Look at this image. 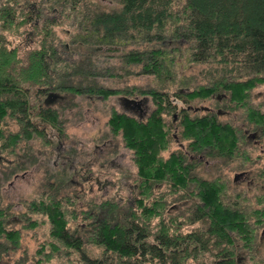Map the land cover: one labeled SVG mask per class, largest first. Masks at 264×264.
Listing matches in <instances>:
<instances>
[{
    "label": "trees",
    "instance_id": "16d2710c",
    "mask_svg": "<svg viewBox=\"0 0 264 264\" xmlns=\"http://www.w3.org/2000/svg\"><path fill=\"white\" fill-rule=\"evenodd\" d=\"M116 2L120 8L108 12L98 6L97 0H0L2 147L7 150L23 140H31V128L40 138L46 137L48 130H63L57 112L45 110L39 103L30 104L32 87L43 85L48 89L70 91L77 97L100 95L105 99L116 94H135L127 89L120 91L96 84L94 76L97 74L92 62L97 53L133 45V49L124 50L121 62L139 66L143 73L153 74L159 80L161 89L142 92L153 95L157 106L146 120H138L127 112H113L108 124L111 132L123 136L125 146L134 152L140 184L134 191L127 216L117 221L114 205L112 218L117 223L112 226L110 220L100 219L96 223L97 231L90 234L89 242L105 248L104 258L85 257L82 261L84 264H188L210 252L213 255L210 264H239L234 259L237 244L242 241L252 244L256 225L264 223V219L261 220L264 208L256 212L260 219L246 209H237L240 204L226 199L224 183L203 180L184 166L188 157L182 151L163 156L171 147L170 128L164 115L178 107L171 103L163 83L167 75L172 77L176 55L185 50L191 64L211 66L207 82L185 94L190 102L223 93L232 107L243 104L253 90L264 86V0ZM51 11L61 12L72 20L71 25L76 29L73 43L86 48L73 65L61 64L59 53L63 40L54 30L59 23L48 18L47 13ZM23 27H30L27 36L20 32ZM14 34L23 35L26 47H34L28 55L22 56L19 47H11L9 37ZM164 41L170 43L163 46ZM174 95L176 100L186 99L181 92ZM35 107L42 108L34 114V118H38L37 122L33 120L36 126L29 113V109ZM245 115L248 124L260 130L264 139V114L260 109H250ZM7 117L19 121L18 133L5 134L3 123ZM179 124L181 140L197 150L213 148L218 156L233 160L239 156L235 153L245 136L236 124L207 115L188 116L180 119ZM165 182L170 184L174 202L193 199L186 209L177 213L179 216L169 221L163 218L167 200L163 195L156 197L154 191ZM48 211L52 237L69 251L81 252L83 240L74 238V233L64 229L61 207L52 204ZM155 219L160 220L152 229ZM185 222H201L203 228L184 233L181 226ZM51 246L53 252L61 253L57 244ZM52 257L53 254L47 256L49 260Z\"/></svg>",
    "mask_w": 264,
    "mask_h": 264
},
{
    "label": "rangeland",
    "instance_id": "374dc122",
    "mask_svg": "<svg viewBox=\"0 0 264 264\" xmlns=\"http://www.w3.org/2000/svg\"><path fill=\"white\" fill-rule=\"evenodd\" d=\"M118 0H97L98 6L104 10L111 12L114 9H119L120 6L117 4ZM46 14V13H45ZM48 18L59 23L58 26L55 27L57 34L60 36L62 42V49L60 51L61 64L73 63L79 60L81 54L85 52V49L76 43H73V35L76 33V29L71 19L66 18L63 13H59L57 11H51V13H47ZM45 16H42L44 18ZM37 18V17H36ZM40 18L41 20H44ZM46 18V17H45ZM36 20V19H35ZM38 20V19H37ZM26 29V33H25ZM30 27H23L21 29V33L24 36H27V32ZM23 35L17 37L15 34L9 37V41L11 42V47H19L22 56L28 55V52L31 51L33 46L26 47L27 44L23 42ZM35 39V38H34ZM37 41V39H35ZM169 41H164L162 43L163 46H166ZM170 43V42H169ZM176 44V43H174ZM172 44H170L171 46ZM133 45H127L124 48L114 47L113 52H101L97 53L92 57V62L94 65V71L97 76H94V81L96 84L103 88L115 89L120 91H134L135 94H116L114 96H110L108 99H105L103 96L101 98L100 95L96 96H67L66 101H61L59 107V116L58 120L62 123L63 132L65 134L64 137V145L72 144L75 152L78 151L77 160L80 158L83 164H88L87 162L93 161L92 164V173H109V180L112 178H124L123 182L126 183V186L123 185L120 189V193H122L121 197L127 198V207H130L128 202L132 200L134 197L131 194V189L135 188V185L140 184V178L138 176L137 167L134 159V152L125 146L123 136L114 135L111 132V128L109 126V119L113 112L126 113L123 110L121 101L119 98H141L146 97L149 99L148 103V117L151 113L156 109V101L151 94H143L142 92H149V90L161 89V84L159 80L153 74H145L142 72L141 67L139 66H128L127 64H123L121 62V56L125 51L131 50ZM133 49V48H132ZM175 67L172 73V77L168 76L165 78L166 81L163 83L165 91H167L171 103L177 104V110L181 106V101H177L174 95V92H193L196 90L197 86L200 83H206L208 79V70L211 68L209 65H201V64H191L186 55L185 50H183L179 55H176ZM77 78V77H76ZM80 77H78L79 79ZM33 89L30 91V104L34 106V104L40 103V99L37 96V90L39 88H44L43 85L38 87H32ZM35 94V95H34ZM210 99V98H209ZM208 99V100H209ZM200 102L199 98H195L190 104L193 105H206L198 103ZM210 104V103H209ZM262 107V110L259 108ZM225 108V107H224ZM42 108L35 107L30 114V120L33 125L36 124L33 122L38 121V118H34V114H36ZM164 115L165 120L168 122V128H170V137H171V147L168 151L163 153V156H168L170 152L176 151L178 145L175 143L174 134L178 133L179 139L182 138L181 128H178V131L175 132V126L173 116L177 113V110ZM229 110V115L223 116L219 119L222 121H229L236 126L245 125L249 126L251 130L258 129L254 128L250 124H248L249 120L246 118L245 112L246 110H259L264 112V86H258L255 90L252 91L251 96L241 105H234L227 108ZM132 116L136 117L134 114ZM144 119V120H146ZM3 129L5 134H15L19 132L20 124L19 121L9 119L8 117L5 119L3 123ZM180 126V124H177ZM34 126V127H35ZM39 128H44L37 126ZM47 127V126H45ZM47 130V129H46ZM52 130H48L46 132V137L40 138L34 134V129L31 128L29 131V135H32L30 141H21L20 146L16 149L9 148L7 150H2L3 142L0 141V153L5 156L8 160H16L20 155L29 153V159L25 160L23 169H18V178H14L11 175L4 176L2 174L3 168L7 166L0 164V208L5 209L10 214L9 223L6 226L7 230L16 229L17 219H11L16 214L24 213L27 205L31 204V202L37 203L42 200L45 196L43 194L48 193L54 195L55 193H59L57 196L58 199L67 197L68 202L65 205V211L67 212L66 217L68 219V228L72 231L78 230V235L81 234L83 236V247L82 252L85 253L90 259H102L106 253L105 248L100 245H95V243L89 242L90 239V231L92 227V223L94 222V218H89L87 214L91 211L90 206L86 205L92 200H97V202H101V194L95 188L94 195H90L89 192L84 193L82 196V209L81 206L76 204V200L73 197L75 193V185L74 183L67 182L69 178H71L72 174L69 171V168H65V181H63V185L56 182V176L63 169L61 165H58V168L54 165L55 157L45 156L44 152L47 149L45 140L49 136H52ZM110 141V147L103 148V144L106 141ZM246 137H244V142H246ZM182 141V140H181ZM78 144H77V143ZM184 142V141H182ZM260 142L264 145V139L260 136ZM186 143V142H185ZM75 144H77V148L75 149ZM187 144V143H186ZM96 146H100V148L95 149ZM253 148V149H252ZM27 152H26V151ZM101 150L109 152H113V154L106 155L105 157L101 156ZM246 150V149H245ZM259 147L251 146L247 149L246 154L248 155V160H237V162H231L224 160L223 167H227L226 171H229L231 168V172L228 173L226 177V182L223 184L224 186H230L231 189L228 188L225 197L226 199L233 203L236 202L237 207L242 209H246L248 212H252L255 218L260 219L257 216L258 211L264 208V158L259 154ZM112 160V162H111ZM112 164H111V163ZM230 163V167H229ZM103 166V167H102ZM236 169H250V176L254 178L256 187L248 189L247 181L243 184H240L237 188L234 186V168ZM238 167V168H237ZM2 169V170H1ZM25 170L26 174H23ZM215 168H201V171L196 174L199 178L215 175ZM4 177H7L5 179ZM12 177V178H11ZM105 177L102 176V180ZM74 181L78 180L75 177ZM11 179V180H10ZM64 180V179H63ZM117 180V179H116ZM53 183H58L57 187ZM125 187V188H124ZM61 188V189H58ZM108 190V189H107ZM106 190V191H107ZM130 190V191H129ZM122 191V192H121ZM156 197H161L162 195L167 200V208L163 214V218L166 220H170L171 217L177 216L180 210L186 209L187 206L191 204L193 199H185L178 200L174 202L175 196L171 192L170 184L166 183L158 185L154 188ZM98 192L97 195H95ZM111 200H117L119 202V198L117 196H111L112 191L108 190ZM102 194H106L105 190L101 192ZM134 193V192H133ZM70 196V197H69ZM95 196V197H94ZM56 198V199H57ZM129 200V201H128ZM80 210L83 213V216L80 215ZM180 214V213H179ZM179 216V215H178ZM32 219L35 220L36 228L31 232H23L22 239L20 243V249L15 250V253L9 255V257H5L7 261L11 259L21 260L18 263L20 264L22 261H25V264H84L80 258V252H76L75 250H68L62 244H58L61 247V253H55L52 251L51 247H47L45 244L52 243L54 239L50 236V222L44 216L40 214H35L32 216ZM264 217L261 219L263 220ZM160 219H155L152 223V229L155 227V224ZM181 220L180 222H182ZM112 224H116L115 221L111 222ZM260 223V222H259ZM203 228V224L201 222L189 223L185 222L181 226V230L184 233H190L191 231H195ZM264 223L257 224L256 229L253 231L254 240L252 244H244V242H240L237 244V248L235 250L234 259L239 264H264ZM87 238V239H86ZM4 238H0L3 240ZM91 240V239H90ZM153 239L151 238V241ZM50 243V244H51ZM43 246V248H42ZM246 246V247H245ZM250 248V250L246 249ZM65 249L68 253H65ZM42 254H40V253ZM53 254L54 257L52 259H48L47 256H51ZM111 254V253H109ZM213 260V255L209 252L204 254L203 257H198L197 260H190L188 264H199L203 262H207L210 264ZM10 261V262H11ZM245 261V262H244ZM148 264V263H146Z\"/></svg>",
    "mask_w": 264,
    "mask_h": 264
},
{
    "label": "flooded vegetation",
    "instance_id": "af4514ba",
    "mask_svg": "<svg viewBox=\"0 0 264 264\" xmlns=\"http://www.w3.org/2000/svg\"><path fill=\"white\" fill-rule=\"evenodd\" d=\"M33 89V88H31ZM31 93V92H30ZM187 93V92H186ZM185 92H182V96H185L186 99L184 100H180L181 101V106L179 107V109L177 110V113L174 115V122L176 125L175 126V132L178 131V123L180 122V119H187L188 116L190 117H195V116H199V115H207V116H213V117H217V118H221L223 116L229 115V110L227 108H229L230 102L229 99L227 97V95L225 94H221V93H214L211 94L210 99H206V100H200V104H206V105H198L195 106L193 105L194 103L190 104V100H188L189 97H187V95ZM35 95V94H34ZM73 93H71L70 91H66V90H53V89H48V87H44V88H39V90H37V96L40 99V107H43L45 110H50L52 112H57L56 114L59 113V107L61 104V101L67 99V96H72ZM121 101V105L124 111H126L129 114H134L136 116V118L138 120H144L146 119V117L148 116L149 110H148V103H149V99L146 97H143V99L141 98H134V99H130V100H136L137 103L135 102H131L128 100V98L124 99L119 98ZM178 101V100H177ZM192 102V101H191ZM210 103V104H209ZM32 105V104H31ZM225 107V108H224ZM262 110V107H259ZM32 110H34V108L29 109V111L32 112ZM31 112H29L31 114ZM120 113V112H119ZM264 114V112H262ZM59 116V114H58ZM239 129L242 130L244 136L246 137V142H242L240 144H238V146H240L241 148L238 149L236 151L235 154L239 155L238 157H236L235 160L230 159L231 162H237V160H248L249 158H247V154H246V150L249 149V147L254 146V147H259V154L260 156H263L264 158V145H262V143L260 142V134L261 131L258 130H251V128H249V126H245L242 124V126H239ZM20 131V130H19ZM52 132V136L46 138L45 143L47 146L46 151L44 152V155L46 156H52L55 157V162L54 165L58 168V165H61V168L63 169L60 173H58L56 176V182L61 183L63 185V181H65V172L66 169L65 168H69V171H71L70 173L72 174L71 178H69V180L67 182L69 183H74L75 185V193H74V198H75V202L78 205L81 206L82 209V196L84 193H88L90 195H94V191L95 188L98 190V192L101 194V202H97V200L92 199L86 206L91 209V211L87 214V216L89 215V218H94V222L92 223V231H90V233L92 232H96L97 229L95 228L97 226L96 223H98L100 221V219H102L103 222L110 220V225L112 224L111 222H114L115 220L114 218V214L112 212L114 205H116L115 207V213H117L118 218L116 219L117 221L119 220V218L123 217L125 218L128 214V208L127 207V198H123L121 197L122 193H120V189L122 188L123 185L126 186V183L123 182L124 178H112V180H109L108 174H104V172L102 173H92L93 169H92V164L93 161L87 162L88 164H83L82 161L80 160V158L77 160V154L78 151L75 152L74 147H72V144H66V146L64 145V137L65 134L62 131L59 130H53ZM174 138H175V143L178 145L177 150H180L184 153V155L186 157H188V163H186L184 166L186 168L190 169V172H194L195 174L199 175L197 172L201 171V168H215L216 172L215 175L213 177L211 176H207V177H201L203 180H217L218 182L221 183H225L226 182V177L228 176V173L231 172L232 168L229 171H226L227 167H223V163L224 160L230 161L228 158L226 157H220L216 154V150H214L213 148H209V147H205V148H200L199 150H197L196 148H194L193 146H191V144L189 143H184L179 139L178 133L174 134ZM30 141V140H29ZM77 143V142H76ZM78 144V143H77ZM77 144H75V149L77 148ZM20 144L16 145L15 148L13 147V149H16L17 147H19ZM103 148H108L110 147V141H106L104 142V144L102 145ZM100 148V146H96L95 149ZM246 149V150H245ZM253 149V148H252ZM2 150L3 147H2ZM26 151V150H25ZM28 151V150H27ZM26 151V152H27ZM109 154H113V152H109L107 153V151H103L101 150V156L103 158V156L105 157L106 155ZM26 158V159H25ZM29 159V153H25L20 155V157H17L16 160H7L5 158V156H3L0 153V164H3L5 166H7L6 168H3L2 170V174L4 176H9L11 175L14 178H18V169H23V165L25 162V160ZM112 162V160H111ZM110 162V163H111ZM112 164V163H111ZM230 163H229V167H230ZM103 167V166H102ZM238 168V167H237ZM24 171V170H23ZM25 170L23 172V174H26ZM234 186L235 188H237L238 186H240V184H243L245 181H247L248 184V189H251L253 187H256L255 185V180L250 176V169H236V167L234 168ZM105 177L102 180V176ZM11 177V178H12ZM77 178L78 180L74 181V178ZM5 179H7V177H4ZM64 179V180H63ZM11 180V179H10ZM58 183H53L56 187L58 185ZM1 184V183H0ZM229 186H224L225 187V191H228V188L231 189L230 186V182L228 184ZM137 185H135V188L133 187V189L129 188L131 190V194L134 196V191L137 189ZM125 188V187H124ZM61 189V188H58ZM103 189L105 190L106 194H102L101 192L103 191ZM112 191V195L111 196H117V198H119V202H117V200H111L110 196H108L109 192L108 190ZM107 190V191H106ZM129 190V191H130ZM98 192L95 194L97 195ZM122 192V191H121ZM226 193V192H225ZM45 197L42 198V200L38 201L37 203L35 202H31V204L27 205L26 210H24V213L22 214H16L15 216H13L11 219H17L16 224V229H10L7 230L6 226L9 223V218H10V214H8V211L5 209L0 208V238H4L3 240H0V264H19L18 262L21 260H15L14 261L11 259H9L8 261L4 258L9 257V255H11L12 253H15V250H19L20 248V243H21V239H22V233L23 232H31L33 230H35V228L37 227L35 224V220L32 219L33 215H37L40 214L41 216H44L45 218H47L50 222V231L48 234H50V236L52 237V222H51V217H50V213L48 211V208L51 207L52 204L57 205V207H61V210L64 212V229L67 231H69V233H74V238H79L84 240L83 236L81 237V234L78 235V230L72 231L70 228H68V219L66 217V211L64 210L66 203L68 202V197L66 199L60 198L58 199L57 196L60 195L59 193H55L54 195L45 193L43 194ZM113 196V197H114ZM70 197V196H69ZM95 197V196H94ZM57 198V199H56ZM130 198L132 200H128V204H133V200L134 197L132 198V196L130 195ZM57 202H60L61 204H58ZM80 215L83 216V213L80 210ZM113 217V218H112ZM115 223H117L115 221ZM115 224H112V226H114ZM264 235V233H263ZM53 238V237H52ZM54 239V238H53ZM87 239V238H86ZM51 243V242H50ZM45 244L47 247H52L51 245L53 244H59V242H57L55 239L51 244ZM61 244V243H60ZM59 244V245H60ZM58 245V246H59ZM246 246H248V244H246ZM245 246V247H246ZM43 248V246H42ZM248 250H250V248H246ZM76 251V250H75ZM78 252V251H76ZM82 252V251H81ZM80 252V258L81 260L88 258L90 259V257H88L84 252L81 253ZM41 254V253H40ZM91 260H96V259H91ZM11 261V262H10ZM25 261H22L20 264H25ZM245 262V261H244ZM245 264H247V262H245Z\"/></svg>",
    "mask_w": 264,
    "mask_h": 264
},
{
    "label": "water",
    "instance_id": "95a60500",
    "mask_svg": "<svg viewBox=\"0 0 264 264\" xmlns=\"http://www.w3.org/2000/svg\"><path fill=\"white\" fill-rule=\"evenodd\" d=\"M129 101H131V102H135V103H137V101L136 100H130V99H128Z\"/></svg>",
    "mask_w": 264,
    "mask_h": 264
}]
</instances>
